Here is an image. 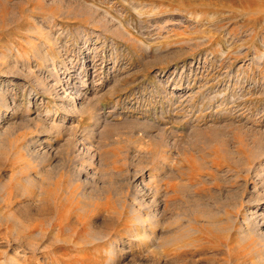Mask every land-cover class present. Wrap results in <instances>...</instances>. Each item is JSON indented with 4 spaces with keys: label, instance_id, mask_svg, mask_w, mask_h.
Wrapping results in <instances>:
<instances>
[{
    "label": "rangeland",
    "instance_id": "1",
    "mask_svg": "<svg viewBox=\"0 0 264 264\" xmlns=\"http://www.w3.org/2000/svg\"><path fill=\"white\" fill-rule=\"evenodd\" d=\"M0 264H264V0H0Z\"/></svg>",
    "mask_w": 264,
    "mask_h": 264
}]
</instances>
